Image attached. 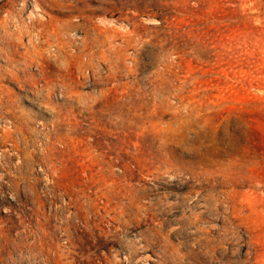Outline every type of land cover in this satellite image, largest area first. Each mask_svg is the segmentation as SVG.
<instances>
[{
    "label": "rangeland",
    "instance_id": "374dc122",
    "mask_svg": "<svg viewBox=\"0 0 264 264\" xmlns=\"http://www.w3.org/2000/svg\"><path fill=\"white\" fill-rule=\"evenodd\" d=\"M0 264H264V0H0Z\"/></svg>",
    "mask_w": 264,
    "mask_h": 264
}]
</instances>
